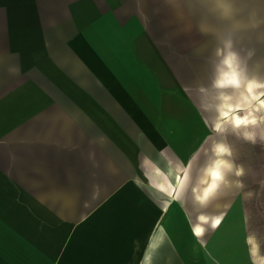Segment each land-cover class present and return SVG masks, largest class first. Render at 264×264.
Wrapping results in <instances>:
<instances>
[{"label":"crops","instance_id":"crops-1","mask_svg":"<svg viewBox=\"0 0 264 264\" xmlns=\"http://www.w3.org/2000/svg\"><path fill=\"white\" fill-rule=\"evenodd\" d=\"M152 2L0 0V264H144L138 235L156 216L167 219L152 228L163 240L151 264H207L192 255L185 190L175 206L165 193L178 167L196 170L211 128L166 63L159 38L175 37L147 26ZM202 56L191 60L197 93L212 77ZM213 204L222 223L203 253L220 264L215 237L231 211Z\"/></svg>","mask_w":264,"mask_h":264},{"label":"rangeland","instance_id":"rangeland-1","mask_svg":"<svg viewBox=\"0 0 264 264\" xmlns=\"http://www.w3.org/2000/svg\"><path fill=\"white\" fill-rule=\"evenodd\" d=\"M142 7L147 9L143 17L153 33L165 28L166 32L175 37L177 44L174 45L166 44V33L159 38L161 48L168 50L165 53L169 58L166 63L190 87L188 91L197 98L202 115L211 128V135L194 157L196 170L191 172L189 164L184 169L178 167L181 169L180 181L175 191L171 190L169 183L165 194L175 206L180 201L176 197L178 186L180 190H185L181 198L185 203H181L187 216L185 224L202 227V235L195 238L207 246L208 243L210 246L213 244L211 237L215 230L209 220L210 215L215 217L213 215L216 213L209 207L210 202L217 196L218 200L224 202L217 211L222 215L232 211L233 205L229 206V202L233 200L234 207L241 209L244 215L243 229L238 235L242 236L246 244L249 260L251 264H264V171L259 169L258 158L259 153L264 155V108L245 86L247 79L259 81L262 87H254L253 92L264 100V0H225L223 5L216 0H153L152 4ZM225 8L230 9L228 15L225 14ZM238 26L243 30L237 33L236 50L239 59L233 66L240 76L243 71L248 76L241 80L239 86L218 87L221 72L229 68L221 65V57L217 55V36ZM193 41L194 45L191 44ZM199 54H203L201 63L204 64V73L210 72L212 77L203 82V87L197 93L191 77V71L195 74L197 67L193 65L196 62L191 60ZM26 62L27 67H31L29 54ZM190 66L193 69L189 70ZM153 93L156 95L155 87ZM228 98L237 105L238 114L248 118L247 125L235 126L230 120L221 118L224 102ZM245 133L250 135L246 136ZM218 146L224 151L220 152ZM165 153L170 161L177 163L171 151ZM216 160L220 161L224 172L217 188L204 199L200 193L210 183L208 169ZM189 171L191 176L187 179ZM224 227L226 229H219L217 235L223 239L222 247L226 237L231 234V229H228L230 226ZM204 251L209 253L206 249ZM204 251L199 253L195 263L212 264L211 258L204 255ZM174 259L177 260V256Z\"/></svg>","mask_w":264,"mask_h":264},{"label":"bare ground","instance_id":"bare-ground-1","mask_svg":"<svg viewBox=\"0 0 264 264\" xmlns=\"http://www.w3.org/2000/svg\"><path fill=\"white\" fill-rule=\"evenodd\" d=\"M227 73H229V78H231V74L235 73V78L238 80V86L241 83L242 78L244 79V76H240L237 72V70L235 69V67L233 66L232 68H229L228 71H225ZM221 78V77H220ZM219 78V79H220ZM245 86L247 87V89L249 90V85H252V90L249 91L250 95L252 97H259L258 93H254L253 92V87L254 85H256L257 83L252 80V79H247L245 82ZM261 106L264 108V103H262V101H264L262 99V96H260L258 98ZM224 106L225 108L222 109L221 111V118L223 120H230L232 122V124H234L235 126H237L235 118L239 117L241 120V123L239 124V126H245L248 124L249 120L246 116H241L238 114V112L236 111L237 109V105L231 101L230 98L226 99L224 102ZM246 136H249L250 133H245ZM221 149V146H218V150ZM261 157H264L263 155ZM209 175L211 177L210 183L208 184L207 187L203 188L201 193H200V197L202 198H208V196L214 191L215 188H217L218 182L221 179V176L223 174V170L220 166V161H214L213 165L211 167H209ZM212 172H218L219 173V178H214L211 173ZM168 173H172L171 169H168ZM180 175L178 173H174L173 175V185L174 187H176L177 183L180 180ZM205 193H207V195H205ZM216 204H219L218 202H216ZM213 204L212 208L214 211L216 210L217 207H219L218 205ZM167 219V216L164 218V220H158L157 216L152 220V222L150 223L149 229L143 231L142 233H139L138 235V240H137V246H138V260H140L141 258V253L143 251V260H144V264H151V253L155 252L157 250V248H159L162 240H163V231L159 230L156 233H152V228L159 226L161 224H165ZM216 220H220L219 224H215ZM244 219L241 213V209H239L238 207H234L232 208L231 211V216L229 218V226L231 228V234H229L226 237V240L224 241V245L222 247V249L220 250V253H218L215 258L216 260L220 263V264H251L249 257L247 255L246 252V244L243 242L242 240V236L238 235L239 232L242 231L243 229V224H244ZM222 223L220 218L217 217H213L211 224L214 226H219ZM197 227H199L201 229V227L199 225H194L192 228L193 234L195 236H201L202 235V231L197 234L194 229H196ZM209 241H211V238H208ZM208 241V242H209ZM142 244H147L148 248L146 250L142 249ZM205 249H208V246L206 245V243H202L199 240H195L192 244V255L193 257H197V254H199V252L204 251Z\"/></svg>","mask_w":264,"mask_h":264},{"label":"clouds","instance_id":"clouds-1","mask_svg":"<svg viewBox=\"0 0 264 264\" xmlns=\"http://www.w3.org/2000/svg\"><path fill=\"white\" fill-rule=\"evenodd\" d=\"M242 30L243 28L238 26L228 30L226 34L217 36V55L221 57V65L226 68H232L233 64L239 59V53L236 50L237 33ZM230 57L232 58L231 66L228 63Z\"/></svg>","mask_w":264,"mask_h":264},{"label":"snow or ice","instance_id":"snow-or-ice-1","mask_svg":"<svg viewBox=\"0 0 264 264\" xmlns=\"http://www.w3.org/2000/svg\"><path fill=\"white\" fill-rule=\"evenodd\" d=\"M216 2L218 4H221L223 5L225 3V0H216ZM230 13V9L228 8H225V14L228 15ZM229 66H231V63H232V58L230 57L229 58ZM229 73L227 72H221V78L217 81V86L218 87H226V86H238V80L235 78V73H232L231 74V78H229ZM252 90V85L250 84L249 85V91ZM262 103H264V101H262ZM235 121H236V124L237 126H239V124L241 123V120L239 117H236L235 118ZM220 152H223L224 149L221 148L219 149ZM211 175L214 177V178H219V173L218 172H212ZM205 195H207V193H205ZM201 219H203V217H201ZM220 223V220H216L215 221V224H219ZM194 231L199 234L202 229H200L199 227H197L196 229H194Z\"/></svg>","mask_w":264,"mask_h":264},{"label":"flooded vegetation","instance_id":"flooded-vegetation-1","mask_svg":"<svg viewBox=\"0 0 264 264\" xmlns=\"http://www.w3.org/2000/svg\"><path fill=\"white\" fill-rule=\"evenodd\" d=\"M222 243H223V239H222V238L215 237V245H216L217 249H218L219 247H222V246H221Z\"/></svg>","mask_w":264,"mask_h":264}]
</instances>
